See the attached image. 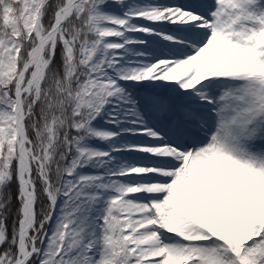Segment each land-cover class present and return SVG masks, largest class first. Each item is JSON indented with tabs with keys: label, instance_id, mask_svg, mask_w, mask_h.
<instances>
[{
	"label": "snow or ice",
	"instance_id": "6c2138e0",
	"mask_svg": "<svg viewBox=\"0 0 264 264\" xmlns=\"http://www.w3.org/2000/svg\"><path fill=\"white\" fill-rule=\"evenodd\" d=\"M0 264H264V0H0Z\"/></svg>",
	"mask_w": 264,
	"mask_h": 264
}]
</instances>
